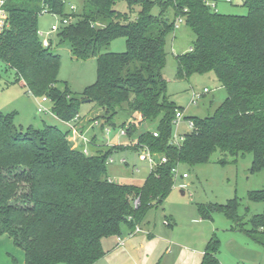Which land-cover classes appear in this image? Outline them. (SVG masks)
<instances>
[{
  "label": "trees",
  "instance_id": "1",
  "mask_svg": "<svg viewBox=\"0 0 264 264\" xmlns=\"http://www.w3.org/2000/svg\"><path fill=\"white\" fill-rule=\"evenodd\" d=\"M83 1L79 14L67 11V0H8L9 27L0 35V60L14 71L15 83L35 97H47L54 116L64 123L79 118L87 102L103 110L104 124L119 111L139 115L140 122L122 125L134 145L104 150L93 143L86 155L82 147H71L68 131L46 124L24 129L14 115L0 113V237L13 240L25 264H98L114 242L120 247L119 238L166 200L177 165L205 164L219 151L235 159L251 153L254 171L264 167V0H245V16L220 14L204 0ZM122 2L125 12L117 8ZM156 4L161 5L159 16L152 15ZM168 7L176 19L185 18L196 36L190 52L174 55L177 79L213 74L228 92L214 116L186 118L195 128L178 146L171 143L173 122L183 109L169 99L163 76L166 38L175 29V22L164 19ZM43 13L69 20L57 39L70 46L75 58L97 60L98 80L80 96L57 87L61 62L53 45L42 46ZM119 38L126 40V52H110ZM147 122L157 123L156 129L137 134L138 125ZM143 147L168 162L141 185L112 182L108 159ZM251 198L264 200V192ZM214 210L231 215L225 208ZM200 212L202 219L211 217ZM254 224L262 227L261 221ZM219 244L208 243L201 264H221Z\"/></svg>",
  "mask_w": 264,
  "mask_h": 264
},
{
  "label": "rangeland",
  "instance_id": "2",
  "mask_svg": "<svg viewBox=\"0 0 264 264\" xmlns=\"http://www.w3.org/2000/svg\"><path fill=\"white\" fill-rule=\"evenodd\" d=\"M244 1L233 0L227 3L220 0L217 11L220 14L245 16L247 9L243 6ZM83 5V0H67V11L71 12L73 7L80 14ZM117 8L122 12L127 11L125 2ZM160 13L161 5L156 4L152 15L159 16ZM164 19L171 24L176 21L173 7L167 8ZM61 23L60 17L43 14L39 19V32L47 33L53 25ZM195 40L194 32L185 23L175 27L166 38L168 60L163 76L167 81V94L186 113L179 133L190 132L186 117L205 119L214 116L228 95L213 74L177 79L174 55L190 52ZM51 41L52 52L59 55L61 62L57 87L60 90L68 88L72 94L80 96L98 80L97 60L83 61L75 58L68 44L59 43L57 34L51 36ZM126 50L124 38L116 39L109 46V51L113 53H124ZM204 89L208 93L205 94ZM192 92L202 96L196 105L191 104ZM40 100V97L29 94L22 83H15L14 71L0 60V113L14 115L15 124L24 129L30 126L42 129L46 124L56 126L63 132L68 131L71 147L77 148L78 135L71 136L66 122L54 116L50 101L44 104L50 111L38 113ZM104 116L103 110L94 104L84 103L80 117L70 124L77 125L80 133H86L91 145L94 143L102 146L104 150L117 145H134L133 138L121 134L124 130L122 125L136 123L139 115L119 111L109 125L104 124L107 123ZM156 127L157 123L139 124L137 134L154 131ZM80 145L82 148L87 146L92 152L91 145L83 141ZM112 157L114 162L108 166L112 182L141 185L148 178L150 171L142 150L121 151ZM220 159L226 160V163L220 164ZM253 167L254 156L251 153L235 159L219 151L212 155L208 163L180 165L172 192L162 204L151 209L143 218L139 226L143 232L133 237L125 232L121 237L125 244L119 247L123 249L107 253L98 264H201V254L211 240L220 243L218 259L221 264H264V200L251 198L252 194L264 192V167L258 171H254ZM183 174L187 178H182ZM229 206L231 209H228ZM218 207L225 208L231 215L226 216L214 210ZM201 210L211 217L202 219ZM256 221L257 224L261 221L262 227H257L254 224ZM13 249L11 256H8L11 264L14 258L21 260V254L23 256L18 247Z\"/></svg>",
  "mask_w": 264,
  "mask_h": 264
},
{
  "label": "built area",
  "instance_id": "3",
  "mask_svg": "<svg viewBox=\"0 0 264 264\" xmlns=\"http://www.w3.org/2000/svg\"><path fill=\"white\" fill-rule=\"evenodd\" d=\"M8 0H0V35L2 33H4L6 31V29H8L9 27V12L8 10L6 9V3H7ZM220 0H204V3L206 4V6H208L211 10L215 11V12H218L217 11V4ZM227 3H231L233 2V0H225ZM71 9L74 10L73 7H71ZM184 12L186 13L187 10L185 9ZM43 14H46V13H43ZM54 16H57V15H54ZM185 23V18L183 16H180L176 19L175 21V27L177 28L180 24H183ZM62 25L60 24H55L51 27V30L48 31L47 33H43V32H39V36L42 40V46L44 48H49L51 47L52 44V41H51V36L53 34H57L59 31H60V28L62 26H67L69 24V20L67 19H64L61 23ZM204 93H208V90L205 89L204 90ZM202 96L199 95V94H196L195 92L192 93V98H191V104L192 105H196V102L201 98ZM50 100L47 98V97H43L41 98V100L39 101L38 103V113L39 114H43V113H47L49 112L50 110H48V108H46L44 106V104H46L47 102H49ZM185 119L184 117V112L182 111H177L176 113V119L174 120L173 122V135H172V139H171V143L175 146H178L180 143H182L185 138H186V134H188L189 132H186V131H182L181 133L180 132V126L182 125V121ZM187 123H188V127H189V130L190 132L194 130L195 128V124L193 121L191 120H187ZM97 125V123H95ZM66 125H68L69 129H70V132H71V136H77L78 137V147L77 148H80L81 145H80V142L83 141L85 142V144L87 145H91V140L88 139L86 137V133L85 134H82L79 132V129L77 128V125H72L70 123H66ZM122 135H125L126 136V131L125 130H122L121 132ZM154 137H158V133L157 132H154ZM135 144V143H134ZM83 149V153L86 154V155H90V151L89 149L86 147L82 148ZM141 151V150H140ZM142 152L144 154V157L147 161V167L151 172L154 171V169L157 167V166H161L163 164H166L168 162L167 158L165 156H159V155H156V154H153L149 148L147 147H143L142 148ZM114 162L113 160V157H110L108 159V163L109 164H112ZM124 162V161H123ZM179 166L180 165H177L176 167H174L172 169V174H173V178L175 179V177H178L179 176ZM137 172L139 173L140 172V169L137 170ZM182 178H187V175L186 174H183L182 175ZM134 206L135 208H137L139 206V200H136L134 202ZM143 232L141 230V228L139 226H137L135 228V230L129 234L130 237H133L134 235L136 234H139ZM125 244V240L124 239H121L119 238V246L120 247H123Z\"/></svg>",
  "mask_w": 264,
  "mask_h": 264
},
{
  "label": "crops",
  "instance_id": "4",
  "mask_svg": "<svg viewBox=\"0 0 264 264\" xmlns=\"http://www.w3.org/2000/svg\"><path fill=\"white\" fill-rule=\"evenodd\" d=\"M191 98H192V96H191ZM182 112H184V115L186 116L185 110H183ZM136 116H137V114H136ZM186 118H188V117H186ZM138 122H140V116H137L136 124H138ZM108 145L109 146H112L110 144H108ZM149 236H151V235H149ZM111 244H112V242L109 243V246ZM113 244H114V247L111 249L110 252L117 251L119 249H123V248H119L118 246H116L115 245V242ZM14 247H15V244H14L13 240L10 237H8V236H2V237H0V264H11V262L9 260L10 259L9 257L11 256V252L14 250L13 249ZM18 250H19V248H18ZM22 253H23V256L21 254V258H22L21 260H17L16 258H14V260L16 261V264H25V255H24V252L23 251H22ZM204 254L205 253H202L201 255L204 256ZM180 256H181V254H180ZM13 264H14V262H13Z\"/></svg>",
  "mask_w": 264,
  "mask_h": 264
},
{
  "label": "water",
  "instance_id": "5",
  "mask_svg": "<svg viewBox=\"0 0 264 264\" xmlns=\"http://www.w3.org/2000/svg\"><path fill=\"white\" fill-rule=\"evenodd\" d=\"M87 103H89V102H87Z\"/></svg>",
  "mask_w": 264,
  "mask_h": 264
}]
</instances>
